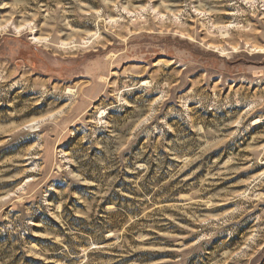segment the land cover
Returning <instances> with one entry per match:
<instances>
[{
	"label": "rangeland",
	"instance_id": "374dc122",
	"mask_svg": "<svg viewBox=\"0 0 264 264\" xmlns=\"http://www.w3.org/2000/svg\"><path fill=\"white\" fill-rule=\"evenodd\" d=\"M0 30V264H264V0H0Z\"/></svg>",
	"mask_w": 264,
	"mask_h": 264
},
{
	"label": "bare ground",
	"instance_id": "6f19581e",
	"mask_svg": "<svg viewBox=\"0 0 264 264\" xmlns=\"http://www.w3.org/2000/svg\"><path fill=\"white\" fill-rule=\"evenodd\" d=\"M231 26V25H230ZM231 28H233V27H229V29H231ZM2 30H6V28H4V29H2ZM2 30H0V32L2 31ZM16 33H20L21 32V30L20 29H17L16 28ZM23 31V30H22ZM228 34L229 33H226V36H224V37H227L228 36ZM223 37V38H224ZM33 41L35 42V43H38V44H44L43 42H45L46 40H44V39H40V38H36V37H34L33 38ZM48 42V41H47ZM87 44V43H86ZM246 45V47L247 48H249L250 50H251V52H253V53H255V54H259V53H261V54H263L264 53V50L263 49H259V48H253V47H251V46H249L248 44H245ZM64 46V45H63ZM217 49V52H220L221 53V56H225L226 54H227V50L226 49H224V48H216ZM235 51H236V49H234ZM73 91H69V93L71 94ZM260 123V122H259ZM258 123V124H259ZM38 125H40V123H34V124H32V125H30V127L31 128H35V126H38Z\"/></svg>",
	"mask_w": 264,
	"mask_h": 264
}]
</instances>
